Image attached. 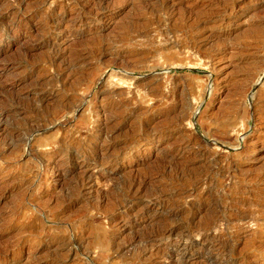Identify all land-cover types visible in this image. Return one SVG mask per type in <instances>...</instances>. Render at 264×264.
I'll list each match as a JSON object with an SVG mask.
<instances>
[{"label": "rangeland", "instance_id": "374dc122", "mask_svg": "<svg viewBox=\"0 0 264 264\" xmlns=\"http://www.w3.org/2000/svg\"><path fill=\"white\" fill-rule=\"evenodd\" d=\"M0 264H264V0H0Z\"/></svg>", "mask_w": 264, "mask_h": 264}, {"label": "bare ground", "instance_id": "6f19581e", "mask_svg": "<svg viewBox=\"0 0 264 264\" xmlns=\"http://www.w3.org/2000/svg\"><path fill=\"white\" fill-rule=\"evenodd\" d=\"M59 19V18H58ZM60 21V20H59ZM192 230V229H191Z\"/></svg>", "mask_w": 264, "mask_h": 264}]
</instances>
